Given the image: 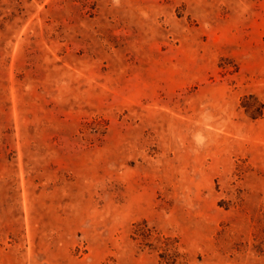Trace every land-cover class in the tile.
Here are the masks:
<instances>
[{
  "label": "rangeland",
  "instance_id": "1",
  "mask_svg": "<svg viewBox=\"0 0 264 264\" xmlns=\"http://www.w3.org/2000/svg\"><path fill=\"white\" fill-rule=\"evenodd\" d=\"M0 264H264V0H0Z\"/></svg>",
  "mask_w": 264,
  "mask_h": 264
}]
</instances>
